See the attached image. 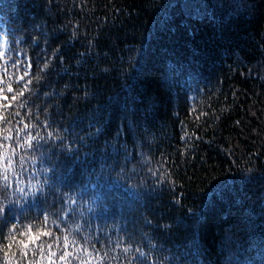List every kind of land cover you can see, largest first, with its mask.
Here are the masks:
<instances>
[{"label": "trees", "instance_id": "obj_1", "mask_svg": "<svg viewBox=\"0 0 264 264\" xmlns=\"http://www.w3.org/2000/svg\"><path fill=\"white\" fill-rule=\"evenodd\" d=\"M0 32L5 118L60 137L0 241L48 213L104 264H264V0H0Z\"/></svg>", "mask_w": 264, "mask_h": 264}, {"label": "snow or ice", "instance_id": "obj_2", "mask_svg": "<svg viewBox=\"0 0 264 264\" xmlns=\"http://www.w3.org/2000/svg\"><path fill=\"white\" fill-rule=\"evenodd\" d=\"M0 46H2L0 47V60H2L6 55V51L9 49L8 35L4 32H0ZM9 59L12 58L9 57ZM19 63L20 60L16 59L13 66L15 67ZM44 68H47V64L44 65ZM17 79L23 80V74ZM0 81H3L2 76H0ZM28 83H31V81L25 83L23 88H20L18 91L12 88L10 82L7 83V93H15L11 99L16 100L17 96L22 97L25 90H28ZM7 100V94L3 88H0V102ZM18 106L25 107L22 102ZM19 115V112L9 113V118L6 119L3 105L0 104V181H2L0 183V192L4 193V195H0V218L5 219L8 218L10 206L20 205L23 207L24 201L29 195L24 187H19L18 185L17 191L20 195L17 199L10 198L16 195L15 192L8 193V189L16 184L19 178L20 172L18 168L22 170L24 164L28 161H31L32 164L37 162V157L29 156L28 153L34 151L36 145L46 138L60 139L52 131L41 135L39 131H36V129L41 128L39 124L29 125L25 121H16L13 123L14 117ZM43 127H48L46 120L43 123ZM34 132L35 135L33 134ZM17 149L20 151L17 152ZM45 171L48 172L50 169L45 168ZM9 174L16 179L10 180ZM39 185V181L33 184V195L42 190ZM69 200L73 204L76 202L71 197H69ZM11 210L14 214L15 208L13 207ZM48 222L49 215L48 213H44L43 226L37 227L35 230L31 224L21 230L17 229L16 224H11L8 227L7 236L3 237V241H6V243L0 241V253H3L4 264H73V260L76 261V264H92L93 261H96V264H104L105 258L108 257V252L101 254L98 250H89L85 244H82L76 238L74 233L80 231L79 224L71 232L65 229L61 240L60 236L54 235L53 231L47 228ZM52 223L57 224L58 221L52 220ZM42 237L48 239L42 240ZM121 247L126 254L132 248L131 245L122 246L117 242L116 248ZM135 251L139 254V257L147 258V254L139 247ZM94 252L95 255L93 254ZM141 264H143V261Z\"/></svg>", "mask_w": 264, "mask_h": 264}]
</instances>
